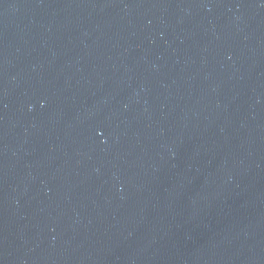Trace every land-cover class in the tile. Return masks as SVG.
<instances>
[{"label":"water","instance_id":"95a60500","mask_svg":"<svg viewBox=\"0 0 264 264\" xmlns=\"http://www.w3.org/2000/svg\"><path fill=\"white\" fill-rule=\"evenodd\" d=\"M0 264H264V0H0Z\"/></svg>","mask_w":264,"mask_h":264}]
</instances>
